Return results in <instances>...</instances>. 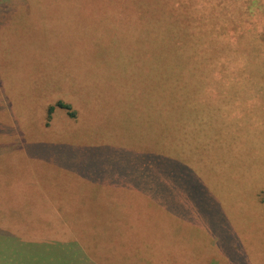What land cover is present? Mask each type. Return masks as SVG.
Segmentation results:
<instances>
[{
    "label": "rangeland",
    "instance_id": "rangeland-1",
    "mask_svg": "<svg viewBox=\"0 0 264 264\" xmlns=\"http://www.w3.org/2000/svg\"><path fill=\"white\" fill-rule=\"evenodd\" d=\"M125 174L164 217L130 264H264V0H0V223L46 239Z\"/></svg>",
    "mask_w": 264,
    "mask_h": 264
},
{
    "label": "crops",
    "instance_id": "crops-1",
    "mask_svg": "<svg viewBox=\"0 0 264 264\" xmlns=\"http://www.w3.org/2000/svg\"><path fill=\"white\" fill-rule=\"evenodd\" d=\"M119 170L123 171L121 167ZM128 176L134 182L128 174L114 179L89 181L81 209L52 205L48 207L50 211H46L48 214L39 210L42 217L52 216L54 220L52 232L44 235L48 237L46 239L30 235L29 238L20 237L18 226L7 227L13 221L0 223V245L4 246L0 257H4L7 264H15L13 261L16 260L21 261L18 264H29L27 261H32L31 264H49L48 260L57 261L56 264H130L134 260L135 244L133 242L131 247V240L126 237L129 229H125L129 224L134 226L137 235L143 237L141 245L136 246L135 258L150 256L151 224L162 221L163 213L150 206L154 204L147 198L138 197L139 190L131 189ZM110 183L114 184L113 188L104 190ZM118 199L123 204H119ZM127 203L134 204V210H130ZM2 214L3 210H0ZM22 214L26 217L29 212L23 211ZM29 226L24 224V227ZM120 230L126 236L120 235ZM156 256L160 257L159 252Z\"/></svg>",
    "mask_w": 264,
    "mask_h": 264
},
{
    "label": "trees",
    "instance_id": "trees-1",
    "mask_svg": "<svg viewBox=\"0 0 264 264\" xmlns=\"http://www.w3.org/2000/svg\"><path fill=\"white\" fill-rule=\"evenodd\" d=\"M169 26V27H168ZM168 26H167V29L170 32H173L174 30H169V28H175L174 24L171 23L168 21ZM167 35V42L171 41V38H172V34H169ZM157 36H158V33H157ZM162 42V40H161ZM162 44H164V42H162ZM159 45H160V42H159ZM166 45H168V43H166ZM170 58V57H169ZM217 75H221L220 76V79L222 78L223 73L220 72V74H217ZM58 105L59 106H62V107H65L68 109V111L70 112V115L71 116H75L76 113L74 111H71V105L70 104H65L63 102H58ZM50 110H53V107H51ZM174 119L177 120L178 117L174 116ZM169 127H166L167 128V137H166V140L168 141L167 144L165 145V148L163 150V148H158V149H155V150H152L153 153H150L151 154V157H159L160 154L162 153H166L167 152V157L170 159V164H171V159L176 161L178 160L180 162V160H182V157H181V153L178 151H176V148L180 145H186V144H191L197 140H199V137L197 136L196 132L194 130H191V129H188V128H179L177 126H175V123L172 122L169 118ZM151 132L155 133L154 132V129L152 128L151 129ZM159 134V132H157ZM158 134L156 135V143H159L160 142V136H158ZM201 138V136H200ZM183 145V146H184ZM161 149V151H160ZM182 154H184L182 152ZM165 157V155H163ZM177 161V165H179V162ZM171 165H169V169H171L172 167H170ZM152 170V169H151ZM179 168H176L175 171H178ZM188 170V169H187ZM95 197H93L94 199ZM99 199V197H97V200Z\"/></svg>",
    "mask_w": 264,
    "mask_h": 264
}]
</instances>
